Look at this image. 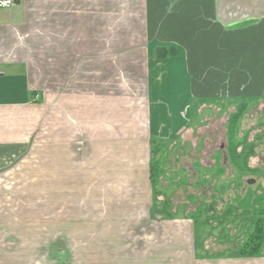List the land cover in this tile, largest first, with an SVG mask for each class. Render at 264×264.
<instances>
[{
    "label": "crops",
    "instance_id": "crops-1",
    "mask_svg": "<svg viewBox=\"0 0 264 264\" xmlns=\"http://www.w3.org/2000/svg\"><path fill=\"white\" fill-rule=\"evenodd\" d=\"M122 1L128 0H13L10 7L0 8V264H15L21 250L26 256L23 264H36L42 256L41 220L50 222L53 234L61 225L63 208L41 219L36 195L45 192L52 199L64 187L49 178L45 188L34 185L33 172L25 165L30 155L48 144L50 166L52 159L66 164L74 146L81 145V159L87 161L95 146L125 138L115 134L105 139V108L89 100L101 97L104 70L103 77L82 72L91 59L111 64L107 49L131 51L145 65L138 78L148 100L147 130L141 134L148 143L170 138L172 130L183 133L181 117L191 104L241 99L264 103V0H133L135 12L130 16H137L139 25L132 26H123L128 19L119 16ZM121 37L125 43L117 44ZM64 66H76L78 73L68 69L55 76L56 67ZM155 104L160 106L159 118L150 112ZM170 111L176 114V124L170 118L159 121ZM21 165L28 170L20 173L18 185L6 184ZM52 175L57 178V171ZM10 195L18 198L10 202ZM69 209L65 214L71 222L77 211L84 219L88 211L83 203ZM190 225L182 221L181 234L175 223L168 231L171 225L166 222L151 235L125 234V247H116L118 259L108 262L83 242L84 264H100L96 259L103 264H264V250L255 257H237L239 246L228 242H192L190 237L197 235L186 236ZM66 235L72 242V226L67 225ZM196 249L213 251L216 259L204 258Z\"/></svg>",
    "mask_w": 264,
    "mask_h": 264
},
{
    "label": "rangeland",
    "instance_id": "rangeland-1",
    "mask_svg": "<svg viewBox=\"0 0 264 264\" xmlns=\"http://www.w3.org/2000/svg\"><path fill=\"white\" fill-rule=\"evenodd\" d=\"M132 2L118 3L122 6L119 16L128 19L123 26L130 23L131 26L132 23L139 25L138 17L130 16V13L135 12ZM122 37V42L118 43L117 40V44L125 43L126 39ZM115 50L107 49L106 59L111 64L103 66L94 63L98 60L91 59L82 72L95 71L101 77L105 72L106 86L104 84L103 89L100 87L101 97H90L89 100L90 103L99 102L101 108H105V139L110 135L123 134V141H105L100 148H97L99 145L95 146L96 149L93 147V153L87 161L81 159L85 154H82L81 145H75L73 153L67 155L66 164L52 159V166L48 163L52 157L50 146L43 144L25 163L33 172L34 185L45 188L49 184L44 181L50 179L53 185L57 181L58 185L64 187L52 199L45 192L36 195L41 219L47 218L51 211L63 208L58 220L61 225L56 233L49 230L50 222L41 220L42 256L36 259V264H84L83 242L89 244L96 257L104 254L105 262L117 260L116 247L124 248L126 243L123 235L137 233L135 235L138 236L147 231H151V235L164 222L171 225L170 232L174 230L175 223L180 234L185 229L181 227V222L191 223L189 229L192 234L187 231L186 236L189 238L196 234L197 239L190 237L192 242L215 244L223 241L230 246H239L251 231L250 227H246L254 220V212L264 210V200L257 196L264 190V103L240 100L235 103L208 101L211 104L204 103L207 106L191 104L181 117L183 133H174L175 130H172L170 138L148 143L149 140L141 138L144 133L142 130L145 134L147 130L148 100L145 84L138 78L145 73V65H140L139 59L130 55L131 51L122 50L118 53L120 50ZM44 68L51 73L50 67ZM78 68L81 70L80 66ZM68 69H72L71 73L77 71L76 66L56 67L55 76L65 74ZM92 84L89 88L91 95L94 90ZM242 103L247 107L243 108ZM159 110L158 104L152 105L151 115L159 118ZM235 115L239 117L235 119L231 137L232 131L228 134V125L232 118L234 122ZM174 116L175 113H167L159 121L170 118L176 124ZM184 127L187 129L184 130ZM229 141L254 145V154L249 157L247 166L255 172L236 174L243 159H237L235 153L230 152ZM241 151V155L248 154V150H242L241 147L236 149L237 154ZM53 154L57 156L56 150ZM149 160L154 168L153 187L148 179ZM232 160L237 162L236 165L233 166ZM27 170L21 165L16 174L6 179V184L18 185L22 178L20 173ZM55 171L58 173L57 178L51 176ZM64 172L67 173L66 177L62 175ZM2 182L3 179H0ZM108 186H121V189L104 191V187ZM125 187L132 189H123ZM155 191L158 194H154ZM243 196L246 200L242 203ZM15 197L18 198L17 195H10L8 201L14 202ZM257 198L261 200L255 201ZM78 203H83L88 211L83 212L85 219L78 215L82 211H77L71 222L65 214L66 208L71 210ZM243 204L247 205L248 215L241 210ZM155 208L160 212H156ZM66 224L73 227L72 242L67 240ZM21 251V258L13 261L15 264H23L26 259L24 251ZM109 252L111 254L107 255ZM196 254L216 259L213 251L204 253L196 249ZM96 261L103 264L102 259ZM10 263L7 261V264Z\"/></svg>",
    "mask_w": 264,
    "mask_h": 264
},
{
    "label": "trees",
    "instance_id": "trees-1",
    "mask_svg": "<svg viewBox=\"0 0 264 264\" xmlns=\"http://www.w3.org/2000/svg\"><path fill=\"white\" fill-rule=\"evenodd\" d=\"M160 54V53H159ZM251 99H241V102H249ZM235 101H240V100H235ZM243 108H246L247 105L245 103H242L241 105ZM241 110V109H240ZM238 115L234 116V122L233 118L231 121V124L228 125V134L231 133V137H233L234 134V123L236 122L235 119H238ZM231 143L230 146V152L233 154L235 153V157L237 159H243L241 162V167L238 168V170L236 171V174H252L253 172H255L254 170H251L248 166V160L249 157H251L252 153L254 154V145L252 144H248L246 142H240V141H229ZM152 143V142H149ZM238 147H241L242 150H248V154L246 155H241L242 151L240 154L236 153V149ZM230 153V154H231ZM231 154V155H232ZM231 163L234 165H236V161L232 160ZM153 171L154 168L151 166L150 160H149V184L151 187L154 186V181H153ZM153 189V188H152ZM154 194H158L156 191L154 192ZM262 195H264V190H262L260 192L259 195L262 198V200H264V198L262 197ZM243 200L242 203L244 202V200H246V197L243 196ZM261 199H255V201H258ZM164 204H166L164 202ZM168 205V204H167ZM256 205V204H255ZM249 207V206H248ZM243 214L245 213L246 215H248V209H247V205L243 204V207L241 208ZM255 213V218L252 222L248 223V227L251 228V231L248 233V235L244 238L243 242L239 245L237 252H236V256L237 257H255L256 255H259L263 252L264 250V210H257L254 212Z\"/></svg>",
    "mask_w": 264,
    "mask_h": 264
},
{
    "label": "built area",
    "instance_id": "built-area-1",
    "mask_svg": "<svg viewBox=\"0 0 264 264\" xmlns=\"http://www.w3.org/2000/svg\"><path fill=\"white\" fill-rule=\"evenodd\" d=\"M13 5V0H0V8H8Z\"/></svg>",
    "mask_w": 264,
    "mask_h": 264
}]
</instances>
